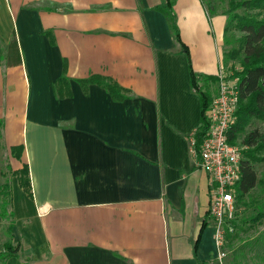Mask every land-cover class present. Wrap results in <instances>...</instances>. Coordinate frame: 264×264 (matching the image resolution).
I'll use <instances>...</instances> for the list:
<instances>
[{
    "label": "crops",
    "instance_id": "obj_1",
    "mask_svg": "<svg viewBox=\"0 0 264 264\" xmlns=\"http://www.w3.org/2000/svg\"><path fill=\"white\" fill-rule=\"evenodd\" d=\"M225 37L200 0H0V187L9 204L0 261L214 263L209 177L190 151L201 116L190 74L228 71ZM64 60L71 96L58 99ZM90 75L111 78L127 98L97 84L85 93L76 80ZM24 164L31 197L12 174Z\"/></svg>",
    "mask_w": 264,
    "mask_h": 264
},
{
    "label": "trees",
    "instance_id": "obj_2",
    "mask_svg": "<svg viewBox=\"0 0 264 264\" xmlns=\"http://www.w3.org/2000/svg\"><path fill=\"white\" fill-rule=\"evenodd\" d=\"M225 13L227 14L225 26L226 44L233 43L227 37L228 31H238L241 33L234 40L235 47H231L226 52V57L229 60L236 59L238 56L241 57L239 61L240 69L235 71V75L238 77L239 104L235 113V122L228 131L229 142L235 143L240 134L245 131L246 127L251 126L254 119L264 122V0H228ZM172 28L175 37L178 39L179 34L174 24ZM46 34L50 39V43L54 44L52 33L46 31ZM1 59L2 51L0 50V62ZM66 71L67 65L64 60L62 73L52 85L53 92L58 99L71 96L70 80L66 75ZM230 71H234V68ZM208 80L216 81V77L202 78L192 72L190 74L191 87L199 96L201 109L200 124L194 133L196 150H198L208 129L205 111L212 96L209 90L204 87L205 84L199 85L201 81ZM76 82L79 83L85 93H87L90 84H97L104 88L115 101H122L128 96L127 89L121 87L111 78L101 75H90L86 78H79ZM2 124L3 122L0 119V128ZM242 144L246 148L241 151L243 156L241 160V178L236 184L238 201L257 183L254 164L264 160V157L257 155L260 152H264V128L255 127L250 129L244 134ZM23 148V145L12 146V155L20 158ZM12 174L16 176L20 187L31 197L32 193L27 164L14 170ZM1 215L4 216V213H1ZM262 221H264V209H259L254 216L249 218L251 225L261 223ZM232 236L234 234L229 233L226 239ZM7 249V255L13 254L14 251L11 250L10 246ZM1 256H4V253H1Z\"/></svg>",
    "mask_w": 264,
    "mask_h": 264
},
{
    "label": "built area",
    "instance_id": "obj_3",
    "mask_svg": "<svg viewBox=\"0 0 264 264\" xmlns=\"http://www.w3.org/2000/svg\"><path fill=\"white\" fill-rule=\"evenodd\" d=\"M231 72V71H230ZM238 77L221 69L216 74L214 94L205 111L208 129L196 150L194 131L190 151L209 177L208 214L214 228L217 261L225 257V241L235 230L238 212L236 184L241 178L242 150L228 140L239 104Z\"/></svg>",
    "mask_w": 264,
    "mask_h": 264
},
{
    "label": "rangeland",
    "instance_id": "obj_4",
    "mask_svg": "<svg viewBox=\"0 0 264 264\" xmlns=\"http://www.w3.org/2000/svg\"><path fill=\"white\" fill-rule=\"evenodd\" d=\"M227 2L228 0H200V3L206 9L209 17L211 19L221 18L223 26L226 25L227 14ZM238 31H228L227 37L229 41L233 43L227 44L226 49L229 50L231 47H235L234 40L240 35ZM216 53L220 55L221 62L225 61V54L223 48L220 43H218L217 48H215ZM227 58V57H226ZM241 57H237L236 59L229 60L227 64L234 68V71L231 66L228 69L229 74L233 77H237L235 75V71L240 69V61ZM204 83L201 81L199 85H203ZM215 88L213 90L209 89V92L213 94ZM259 127L264 128V122L260 120L254 119L251 123V126L246 127L245 131L240 134L237 138V145L241 148V150L246 147L242 144V139L244 134L248 132L250 129ZM259 157H264V152H260L257 154ZM254 168L257 174V183L256 185L246 193L239 201H238V212L236 218V228L233 232L234 236L228 237L225 242V257L221 262L215 260L212 264H264V221L261 223H257L255 225H251L249 222V218L254 216L259 209H264V160H261L254 164ZM9 204L7 201V190L0 187V214L4 213V211L9 209ZM247 220V221H246ZM4 242V219L0 222V251L2 249L1 245ZM4 258V257H3ZM4 264V260L0 261V264Z\"/></svg>",
    "mask_w": 264,
    "mask_h": 264
}]
</instances>
